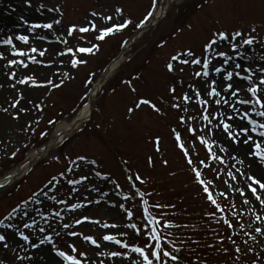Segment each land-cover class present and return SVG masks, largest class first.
<instances>
[{
	"label": "rangeland",
	"instance_id": "rangeland-1",
	"mask_svg": "<svg viewBox=\"0 0 264 264\" xmlns=\"http://www.w3.org/2000/svg\"><path fill=\"white\" fill-rule=\"evenodd\" d=\"M163 2L0 0V54L5 57L0 59V180L24 164L32 152L51 146L22 178L0 189V235L5 237L0 242L2 264H67L57 252H67L70 243L83 254L71 253L82 264H143L132 249L148 252V245L156 244L169 251L179 249L173 253L179 264H264V231H256L264 230V205L247 188L248 174L264 177V164L250 157L261 170L256 173L240 163L235 145L223 135L206 134L208 127L216 128L215 121L208 125L200 118L202 109L195 97L188 105L180 99L184 93L193 96L190 86L200 90L203 98V80L194 75L201 66L170 60L181 50H191L197 59L209 58L204 49L214 33L240 31L253 37V44L238 49L242 55H237L221 41L217 50L232 59L224 64L223 57L211 56L210 78L219 82L224 75L213 72V65L227 71L234 63L252 70L264 68V0L175 1L165 17L133 44L140 30L134 26L103 43L93 41L91 33L66 34L71 27L94 19L98 27L105 26L107 22L93 18V12L97 17L112 15L114 23L130 18L135 25L151 11L150 24ZM117 9L123 10L122 17ZM49 23L52 29L31 27ZM18 36H27L29 43ZM10 37L15 49L3 43ZM85 43H101V50L92 55L80 53ZM14 51L26 55L16 56ZM121 54L119 68L103 78ZM77 59L87 63L76 67ZM169 62L175 71L168 70ZM240 83L245 82L236 79L234 86ZM97 84L102 87L89 119L54 144L56 129L74 122ZM142 99L150 100L160 112L147 104L138 107ZM173 103H180L181 108H173ZM245 107L237 105L241 114ZM248 111L253 119L261 120L253 115L258 107H248ZM178 117H184V123ZM189 128L197 129V138ZM173 129L186 142L194 166L204 161L197 170L216 204L193 178ZM200 137L211 147L202 144ZM220 147L227 152H220ZM211 153L224 162L213 159ZM137 175L143 183L134 179ZM257 194L264 198V191ZM153 233L159 241L152 239ZM109 235L114 241L104 239ZM113 252L119 255L114 257Z\"/></svg>",
	"mask_w": 264,
	"mask_h": 264
},
{
	"label": "snow or ice",
	"instance_id": "snow-or-ice-1",
	"mask_svg": "<svg viewBox=\"0 0 264 264\" xmlns=\"http://www.w3.org/2000/svg\"><path fill=\"white\" fill-rule=\"evenodd\" d=\"M153 2L155 4V0H153ZM116 12L119 16H123L122 9H117ZM152 14L153 13L150 11L144 19L134 25L133 20L130 18L119 19L118 22L114 23V18L112 15L97 17V13L93 12L91 13V16L101 21H106L107 23L105 24V26L98 27L96 20L94 19L88 21L84 26L71 27L66 34L72 36L76 33H91L93 41H99L103 43L106 42L108 38L114 36L116 33L122 32L129 27L134 26L136 29H144L145 25L148 24L149 20H151ZM56 23L59 24L60 21L57 20ZM31 27L33 29L41 27L52 29L53 25L50 23L44 25L33 24L31 25ZM253 31H255V29H253ZM17 39L22 41L24 44L29 43L27 36H18ZM221 41L227 42L233 53L242 55V53L238 52V49H241L246 45L251 46L254 42V38L250 35L245 37L244 33L240 31H236L232 34L218 32L214 33L209 41L205 44L204 50L209 58H205L203 60L194 58V53L191 50H181L178 54L173 55L170 58L171 61L178 62L183 65L192 64L201 66V71L195 72L194 75L195 77L202 78L203 80V98H201L200 90L190 86L193 92V96H189L188 93H184L180 97V99L184 102L185 105H188L193 101V97H195V103L200 105L202 109L200 111V118H202L204 121H207L208 125H211L213 121H215L216 128L212 129L211 127H208L206 129V134L211 132L213 135H215L217 132H219L231 144L246 145L248 148L246 156L255 157L259 162L264 164V68L252 70L251 68L247 67L242 68L241 64L239 63H234L232 66V70L227 71L223 67H216L215 65H213V72L217 74L223 72L224 75L219 82L214 78H210L209 65L211 62V56L214 55L223 57L224 64H227L229 60L232 59L225 52L217 50L220 46ZM3 43L6 45H11L12 48L15 49V45L13 44L11 37L4 40ZM101 43H93L91 45L85 43L78 49V51L83 54L92 55L94 52H99L101 50ZM73 46L75 47V45ZM32 51L36 52L37 49L33 48ZM13 54L20 57L26 55V53L23 51H14ZM44 54V52H40V55ZM72 55H75V53H72ZM0 59H5L3 54H0ZM33 63L35 64L36 61H33ZM82 63L86 64L87 61L77 59L74 62V66L79 67ZM14 66L15 65H13V67ZM23 67L27 68L28 65L23 64ZM167 68L170 72L176 70L172 62H169L167 64ZM254 76L256 78L255 80L253 79ZM13 79H15V77H13ZM236 79L245 83L235 84L234 86ZM226 81H233V83H226ZM20 83L27 84L28 81L22 80L20 81ZM43 86L45 85H37V87ZM170 91L175 93V88L170 89ZM241 92L244 93V97H241ZM145 104L152 107L156 112H160V109L148 99L140 100L137 106L139 107L140 105ZM237 105L258 107L259 111L255 112L253 115L259 116L261 120L257 121L253 119L252 115L249 114L248 107H245L243 113L241 114L240 109L237 108ZM172 107L179 110L181 108V105L180 103H173ZM209 108H211V111H209ZM183 111L187 112L188 108L184 107ZM18 118L19 117H17V119ZM178 121L179 123H184V117H178ZM237 121H243V123H238ZM233 127H235L236 129L235 132H233ZM187 131H190L193 134L194 139L197 138V129L189 128L187 129ZM172 132L175 136L177 146L181 150L183 156L186 158V163L190 166L191 170L194 173L193 178L203 186L202 190L207 194V199L211 201L212 204H216V201L212 198V194L209 191L208 186L205 184V181L201 179V171L197 170L199 164H203L204 161H198L194 166L193 159L190 156V150L186 146V142L183 141L182 135L180 133H177L175 129H173ZM253 133L255 134V136H253ZM199 139L202 144L209 145V147H211L208 140H205L202 137H200ZM212 143H216V141H213ZM156 144H159L158 139L156 141ZM157 150L159 149L157 148ZM219 151L227 152V148L220 147ZM211 155L213 159L219 160L221 163L224 162V158L218 156L216 153H211ZM229 158L236 159V156L233 154H229ZM240 163H243V161L241 160ZM134 179L139 180L141 183H143L138 175L135 176ZM233 179H235V176H233ZM247 180L250 181V183L247 184V188L251 192L252 196L256 201H259L261 205H264V198H262L261 195L257 194L258 190L264 191V177L257 178L254 175L248 174ZM241 195H244L243 191L241 192ZM244 203L247 204L248 201L245 200ZM80 206L81 205L79 204L75 205V207L77 208ZM216 206L219 207V205ZM157 207L160 206L157 205ZM257 219H259V217H257ZM152 222L157 223V221L155 220H153ZM77 223H80V221H77ZM105 226L107 227V225ZM25 227H29V225L26 224ZM63 227L67 229L69 225L66 223L63 225ZM132 227L135 228V225H132ZM41 231L44 230L41 229ZM256 231L261 232L264 230L257 228ZM57 235H59V233H57ZM70 235L76 236L78 234L76 232H72L70 233ZM4 239L5 237L0 235V242L4 241ZM23 239L27 241L28 237L23 236ZM85 239L88 238L86 237ZM104 239L108 241H114L115 238L109 235L105 236ZM152 239L155 241H159L160 237L153 233ZM115 242L120 243V241L118 240H115ZM41 243H43V241H41ZM92 243L95 244L96 242L93 240ZM35 246L36 245H33V247ZM123 246L125 248L128 247L127 244ZM97 247H99V245H97ZM148 247L150 249V251L148 252H146L143 248L132 249L133 252L138 253L139 256L142 257L143 264H167V260H165V258L176 262V264H179V257L173 254L174 251H179V249H174L173 251L165 250L164 247L160 244L148 245ZM236 251L239 252V248H237ZM73 252L78 253L79 255H83L82 253H79V250L74 243H70L68 245L67 252L58 251L57 255L63 261H66L67 264H82V261L77 256L71 254ZM112 255L115 257L119 255V253L113 252ZM0 264H2V262H0Z\"/></svg>",
	"mask_w": 264,
	"mask_h": 264
},
{
	"label": "bare ground",
	"instance_id": "bare-ground-1",
	"mask_svg": "<svg viewBox=\"0 0 264 264\" xmlns=\"http://www.w3.org/2000/svg\"><path fill=\"white\" fill-rule=\"evenodd\" d=\"M175 1H179V0H164L163 4H161V6H159V8L157 9L153 22L156 19L155 17H160L161 19L168 11L170 4ZM123 58H124V54L123 55L121 54L117 59H115L110 64V69L107 71V73L103 75V78L106 77L108 78L114 71H116L119 68L120 64L122 63ZM101 87H102L101 84H97L95 86V88L91 92L89 102L86 103V105L80 110L75 121L79 120L80 123L82 124L84 121L89 119V116H91V112L93 110L92 100L95 99ZM73 123L59 126L56 129L55 141H53L55 144L61 143L66 136H68L74 131V129L72 128ZM80 125H76V129ZM234 149H235L234 151L237 152L238 156L240 157V159L243 161L244 164H246L250 169L254 170L256 173L261 172V170L258 168L259 166L255 164V162L250 157L246 156V152L248 151L246 145H235ZM44 151L45 149L42 152H32L24 164H22L16 170L8 174L4 179L0 180V189L8 186L9 184H12L15 181L14 179L15 176H20L23 174L25 175L32 168V166L36 164L39 157L43 158L45 156V153H43Z\"/></svg>",
	"mask_w": 264,
	"mask_h": 264
},
{
	"label": "water",
	"instance_id": "water-1",
	"mask_svg": "<svg viewBox=\"0 0 264 264\" xmlns=\"http://www.w3.org/2000/svg\"><path fill=\"white\" fill-rule=\"evenodd\" d=\"M158 20V19H157ZM154 26V23H152V24H150V25H148V26H146L144 29H142V30H139L137 33H136V36L131 40V43L130 44H133L140 36H141V34L144 32V31H146V30H149L150 29V27H153ZM110 69V66L107 68V70L104 72V74L105 73H107V71ZM103 80V79H102ZM102 80H101V82H102ZM93 101V100H92ZM77 124H80V121L79 120H76L75 122H74V124H73V129H75V127H76V125ZM51 146H48L45 150L47 151L48 150V148H50ZM40 158V157H39Z\"/></svg>",
	"mask_w": 264,
	"mask_h": 264
}]
</instances>
